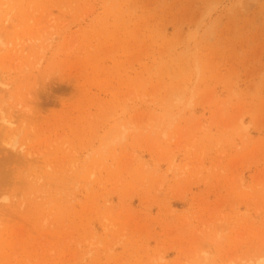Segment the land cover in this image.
I'll list each match as a JSON object with an SVG mask.
<instances>
[{"label":"rangeland","instance_id":"1","mask_svg":"<svg viewBox=\"0 0 264 264\" xmlns=\"http://www.w3.org/2000/svg\"><path fill=\"white\" fill-rule=\"evenodd\" d=\"M0 264H264V0H0Z\"/></svg>","mask_w":264,"mask_h":264}]
</instances>
